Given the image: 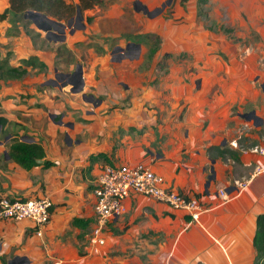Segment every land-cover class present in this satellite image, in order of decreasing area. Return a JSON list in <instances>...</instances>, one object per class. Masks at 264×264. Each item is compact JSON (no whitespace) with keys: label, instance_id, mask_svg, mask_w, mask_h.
<instances>
[{"label":"crops","instance_id":"crops-1","mask_svg":"<svg viewBox=\"0 0 264 264\" xmlns=\"http://www.w3.org/2000/svg\"><path fill=\"white\" fill-rule=\"evenodd\" d=\"M104 1H112L116 12L101 19L117 20L123 7L140 1L152 8L163 0ZM7 7L8 0H0V13ZM96 25L97 31L91 32L82 17L74 31L67 23L63 34H46L31 22L27 29L35 34H27L21 26L13 29L7 20L0 21V61H6L0 64L17 67L36 58L45 66L27 67L19 80H0V115L7 120L6 131L0 132V197H46L51 203L50 219L40 235L29 221L0 219V264L13 259L22 264H253L256 218L264 214V174L252 175L259 161L253 149L264 142L263 70L169 67L158 85L145 88L139 67L108 63L98 68V80L95 67H81V91L45 85L56 71L67 76L75 69L56 67L58 48L78 53L76 43L100 34ZM222 25L206 29L222 33ZM149 26L145 32L170 41L171 50L191 46L189 34L179 43L177 25L167 40L160 23ZM249 26L260 37L263 24L250 21ZM14 138L39 144L41 163L23 169L10 160L7 150ZM43 162L52 165L44 168ZM138 162L161 175L166 189L198 197L205 211L191 221L181 211L131 194L123 212L107 223L99 255H88L93 191L102 168ZM247 180L244 190L234 186ZM149 232L147 240L142 234Z\"/></svg>","mask_w":264,"mask_h":264},{"label":"rangeland","instance_id":"rangeland-1","mask_svg":"<svg viewBox=\"0 0 264 264\" xmlns=\"http://www.w3.org/2000/svg\"><path fill=\"white\" fill-rule=\"evenodd\" d=\"M167 1L163 0L152 8L145 7V12L144 6L138 1L134 6L121 8L122 16L117 20L101 19L109 11L111 17L115 15L112 12H116V9L110 6L112 1H109L104 9L102 7L85 16L82 13L85 21L90 18L86 23L91 26V32L97 31L94 27L96 24L101 32L97 35L89 34L88 39L76 43L78 53L68 51L65 46L58 48L56 67L61 71L77 65L85 68L95 67V80L100 78V65L109 63V67H139L137 72L144 75L145 88L158 85L169 73V67H259V70L264 72V0H170L166 4ZM162 5L165 6L161 8ZM177 11L180 12V18L176 19ZM211 19L218 24L211 23ZM188 20L189 23L185 24ZM250 21L263 24L260 37L250 28ZM62 23H69V29L74 31V26L78 25L76 13ZM158 23L166 40L172 27L176 25V36L180 44H183V37L189 34L191 39L188 41L191 40V46L187 47V51L171 50L168 44L170 41L164 43L156 33L145 32L149 25ZM219 23L228 31L221 33L206 29H217ZM38 32L41 33L40 30ZM109 32L111 35L108 36ZM154 37L158 38V43ZM133 42H137L139 48L127 51L126 45ZM155 47L154 55H149V50ZM117 48L121 50H115ZM35 66L43 69L39 62ZM55 76L48 80L56 85L55 87H61L68 81V76L57 71ZM261 79L264 90V76ZM52 83L48 86H52ZM258 89L260 90V87ZM87 91L91 92L90 89ZM142 236L150 240L152 233ZM146 256V251L141 254L142 258Z\"/></svg>","mask_w":264,"mask_h":264},{"label":"built area","instance_id":"built-area-1","mask_svg":"<svg viewBox=\"0 0 264 264\" xmlns=\"http://www.w3.org/2000/svg\"><path fill=\"white\" fill-rule=\"evenodd\" d=\"M259 161L253 166V176L264 174V142L253 149ZM249 180L235 182L237 190H244ZM94 194V214L91 230L87 238L86 253L99 255L104 246V231L107 223L123 212V202L131 195L137 194L161 203L174 211H181L191 221H197L205 211L199 198L166 189L164 179L145 163L110 166L102 168ZM219 194L226 198L223 190ZM51 203L46 197L27 200H12L0 197V219L29 221L36 234L50 219Z\"/></svg>","mask_w":264,"mask_h":264},{"label":"trees","instance_id":"trees-1","mask_svg":"<svg viewBox=\"0 0 264 264\" xmlns=\"http://www.w3.org/2000/svg\"><path fill=\"white\" fill-rule=\"evenodd\" d=\"M107 4L108 2L104 0H78L77 5L67 0H8V7L0 13V21L7 20L13 29L21 26L26 30L27 34H31L32 31H28L27 29L31 21L24 19V15L28 11L42 14L47 19L60 23L71 19L75 15L77 9L82 14L84 11L91 10L95 7H104ZM86 21L89 22L90 18H87ZM219 30L224 33L228 31V29L224 30L222 26H220ZM154 38L158 43V38ZM155 52L156 47L149 50V55L152 56ZM0 62L5 63L6 61L3 60ZM38 62L36 58H30L20 61V65L17 67H8L7 65L0 64V80H19L26 75L27 67H35ZM40 65L43 66V68L45 67L39 62V66ZM6 125L7 120L0 115V132L3 130L6 131ZM7 156L23 169H31L37 165V160L43 159L44 152L42 147L37 143L19 141L17 138H14L10 141L8 146ZM99 157L104 158L105 156L100 155ZM51 165L52 164L49 162H43L44 168ZM253 246L256 251L253 264H264V214H260L256 218Z\"/></svg>","mask_w":264,"mask_h":264},{"label":"water","instance_id":"water-1","mask_svg":"<svg viewBox=\"0 0 264 264\" xmlns=\"http://www.w3.org/2000/svg\"><path fill=\"white\" fill-rule=\"evenodd\" d=\"M169 2H170V0H168L166 4H168ZM164 6L165 5H162L161 8H163ZM143 10H144V12L146 11L145 7H143ZM24 19L31 21L33 23V25L38 30L43 31L46 34L47 33H52V31H55V32H58V33H62L63 34L64 33V29L66 27H68L66 25H63L62 23H58L56 21L49 20L44 15L39 14V13H35V12H32V11H28L27 13H25ZM81 19H82V17L80 15L79 10L77 9V11H76V20L79 21ZM47 39L49 41L52 40V41L56 42V41H62L63 40V37L62 38H55V39H50V38L47 37ZM129 46H135V47L139 48L138 45L132 44V43H128L126 45V48L129 47ZM115 50H121V48H117ZM81 74H82L81 67L79 65H77L75 67L74 71L71 74L67 75L68 76V81L66 83L62 84L61 87H65L66 85H70L71 86V89L70 90L72 92L81 91V89L83 87L82 75ZM49 83H52V82L51 81H47L45 83V85H49ZM52 85H53V83H52ZM53 86H56V85H53ZM251 115H253V113H251ZM0 130H1V128H0ZM9 139H10V136L6 137L5 143H7L9 141ZM36 163L37 164H40L41 163V160H37ZM212 178H213L212 175L208 177V181H207L206 185L209 184V181ZM8 264H22V263H20V261H18L17 259H13Z\"/></svg>","mask_w":264,"mask_h":264},{"label":"flooded vegetation","instance_id":"flooded-vegetation-1","mask_svg":"<svg viewBox=\"0 0 264 264\" xmlns=\"http://www.w3.org/2000/svg\"><path fill=\"white\" fill-rule=\"evenodd\" d=\"M126 49H127V51H131L130 49H138V48L135 47V46H129V47H127Z\"/></svg>","mask_w":264,"mask_h":264}]
</instances>
